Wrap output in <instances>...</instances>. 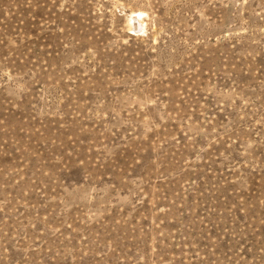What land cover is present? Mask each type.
<instances>
[{
  "label": "rangeland",
  "instance_id": "1",
  "mask_svg": "<svg viewBox=\"0 0 264 264\" xmlns=\"http://www.w3.org/2000/svg\"><path fill=\"white\" fill-rule=\"evenodd\" d=\"M0 264H264V0H0Z\"/></svg>",
  "mask_w": 264,
  "mask_h": 264
}]
</instances>
